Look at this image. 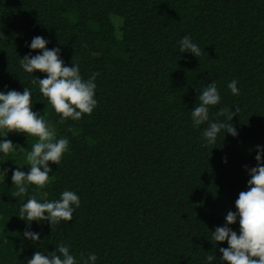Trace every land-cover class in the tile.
Here are the masks:
<instances>
[{"label": "trees", "instance_id": "obj_1", "mask_svg": "<svg viewBox=\"0 0 264 264\" xmlns=\"http://www.w3.org/2000/svg\"><path fill=\"white\" fill-rule=\"evenodd\" d=\"M0 33V90L30 88L33 111L70 141L60 164L49 162L43 188L18 195L11 172L0 180V264H26L59 242L77 259L95 252L97 264H204L211 253L219 257L227 243L213 249L210 231L235 211L250 178L244 166L256 165V146L264 145V0H0ZM185 35L200 46L198 58L179 52ZM35 36L59 47L85 79L100 73L91 115L60 123L32 83L45 74L20 67ZM233 79L238 96L227 88ZM211 82L221 102L210 119L220 108L240 111L231 121L238 136L221 133L206 145L207 125L193 128L190 114L198 88ZM6 138L25 148L0 164L27 172L25 153L36 138ZM64 190L80 197L72 221L52 228L33 221L40 240H24L20 206L31 196L59 199ZM230 227L238 232V224Z\"/></svg>", "mask_w": 264, "mask_h": 264}, {"label": "clouds", "instance_id": "obj_2", "mask_svg": "<svg viewBox=\"0 0 264 264\" xmlns=\"http://www.w3.org/2000/svg\"><path fill=\"white\" fill-rule=\"evenodd\" d=\"M2 34V33H0ZM50 41L43 36H35L26 47L30 51L19 58L20 67L24 72L32 74L35 71L44 73L43 78L34 79L39 92L47 98L48 104L59 114L60 123L67 119L79 121L85 115H91L97 106L96 79L99 72H93L86 79L81 75L80 66L71 63L65 64L61 58L62 53L59 47L49 49L46 47ZM179 52L189 53L198 58L202 52L200 46L195 43L190 35L183 36L177 41ZM36 51L33 55L32 52ZM238 81L231 80L227 88L233 96L240 94L237 87ZM199 104L192 108L190 119L193 128L202 130V138L206 145L215 144L218 136L227 133L233 138L238 136L237 129L231 121L239 114L240 109L235 106L231 108H220L215 113V119H210V108L219 105L221 95L215 82L208 83L198 88ZM226 117L227 121L220 119ZM25 134L28 137L36 138L31 145V150L25 153L26 164L29 166L27 172L22 167L7 168L0 164V180L11 172V182L18 189V195L27 193L30 187L43 188L50 183L52 168L49 162L59 165L63 155L69 150V139L66 137L57 138V133L50 121L33 111L32 91L24 87L23 91L0 90V157L13 154L25 147L14 145L6 137L9 133ZM254 167L244 166L248 176L247 190L241 191L235 201V211H228L224 217V224L217 226L211 232V241H214L213 249L218 244L227 243V247H219L220 253L217 257L214 253L204 258V264H264V145L256 146ZM10 160V159H9ZM7 161V160H6ZM224 163L227 158H223ZM13 163V162H12ZM79 195L72 190H64L60 193L59 199L39 201L31 196L27 202L19 208V219L25 221L23 231L24 240L36 244L40 240V233L32 230V222L37 225L48 222L52 228L62 222H69L73 219V213L80 207ZM238 224V232L233 230L231 225ZM22 251V249H21ZM98 256L95 252H89L85 256L80 253L79 259L73 254L71 246L59 242L53 251H35L26 264H97Z\"/></svg>", "mask_w": 264, "mask_h": 264}]
</instances>
